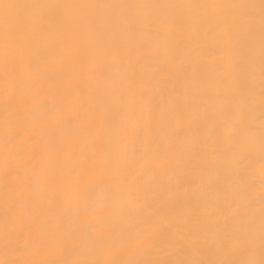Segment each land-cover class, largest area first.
Listing matches in <instances>:
<instances>
[{
  "label": "snow or ice",
  "instance_id": "1",
  "mask_svg": "<svg viewBox=\"0 0 264 264\" xmlns=\"http://www.w3.org/2000/svg\"><path fill=\"white\" fill-rule=\"evenodd\" d=\"M196 8L227 10V15L219 21L221 31H231L240 21L249 29L257 23L261 33L260 45V104L261 120L259 127L260 144V215L258 226L259 259L255 258L257 231L255 217L248 215L246 231H214L209 240L201 234L198 222L192 223L183 235L177 233L172 224L156 223V209L150 201H144L142 208L149 210L147 227L137 229L138 243L144 242L149 248L162 251L159 247L162 235L173 237L181 249H195L209 245L222 250L230 258L226 259H118L89 258L96 250H102L105 257H112L114 251L122 250L123 235L105 210L108 207V194L81 199L82 193H93L97 184H114L121 196L132 193L131 184L121 179V169L137 155L133 133L149 129L155 123L156 134L153 144H159L165 134L170 135V123L182 115L175 104V96L169 98V111L157 110L146 99L150 74L136 71L134 50L146 47L154 60L162 56L172 60L175 53L164 44L159 49L153 42L159 35L163 22L156 15L160 9ZM258 9V13H257ZM142 10L143 15L132 14ZM172 23L170 19L168 21ZM58 29L53 31V24ZM211 23V22H210ZM117 33H127L117 47L109 45L108 37ZM149 58V57H145ZM113 64L122 69V86L113 91L110 100L99 103L97 110L81 111L71 126H66L65 117L102 96L99 88L74 85L75 94L53 87L50 77L60 68H71L85 81L93 80L98 72ZM156 67L151 75L155 74ZM47 85V87H45ZM249 96L254 88L246 85ZM41 91L51 96H59L52 104L42 100L39 105L31 104L32 94ZM177 85L172 83L175 94ZM0 96L5 109V122L13 115H31L39 112L40 126L34 133L36 148L31 154L16 158L15 174L5 169V191L3 200V236L7 254H23L25 249L18 246L16 237L23 233L31 235L38 228V218L46 207L52 205L56 197L70 202L71 207L64 211V219L71 227L63 229L58 223L46 226L47 234L59 247L79 246L85 258L50 261L45 259L17 260L0 259V264H264V0L259 3H214V4H157V3H55L49 0H0ZM221 99L227 103L231 97ZM119 105L127 112L121 119V127L112 135L105 127L110 115V107ZM195 118V115L193 116ZM7 137L5 143L10 141ZM256 141L254 124H249L246 139L239 145L243 154L250 144ZM199 152L198 142L193 144V153ZM147 155V153H140ZM155 155H163L155 153ZM240 180L251 193L254 179L250 166L238 169ZM42 185L54 194L45 197ZM250 198L242 203L233 197L229 201L227 216L236 220L245 208L251 209ZM87 220L81 226L80 214ZM37 254L46 251L39 238L32 240ZM247 251V258H232L240 255L241 247Z\"/></svg>",
  "mask_w": 264,
  "mask_h": 264
},
{
  "label": "bare ground",
  "instance_id": "2",
  "mask_svg": "<svg viewBox=\"0 0 264 264\" xmlns=\"http://www.w3.org/2000/svg\"><path fill=\"white\" fill-rule=\"evenodd\" d=\"M31 2V0H23ZM55 3H157V4H214V3H259V0H49ZM258 13V9H257ZM132 14L143 15L142 10ZM227 10L170 8L156 11L162 18L159 35L153 47L159 49L164 44L175 53L172 60L165 61L162 56L154 60L146 47L134 50L136 71L150 74L146 99L157 110L169 111V98L175 96V104L182 115L169 125L170 135L165 134L159 144L152 143L156 134L155 123L145 130L133 133L137 155L121 169V179L131 184L132 193L121 196L118 188L112 184H97L93 193H82L81 199L108 194V207L105 212L117 225L123 235L122 250L114 251L112 257H105L102 250H96L89 258L118 259H226L230 258L222 250H216L205 244L195 249H181L173 243V237L167 234L160 237L162 251L149 248L146 243H138L137 229L147 227L146 217L150 211L142 208L144 201H150L156 209V223L172 224L177 233L183 235L188 227L198 222L201 234L209 240L214 231H246L248 215L255 217L257 247L255 258L259 259L258 226L260 215V144L259 127L261 120L260 104V45L261 33L257 26L249 29L237 21L231 31H221L219 21L227 15ZM172 23H169V20ZM211 22V23H210ZM53 31L58 25L53 24ZM127 37V33L110 35L109 45L117 47ZM149 57V58H145ZM155 74L151 75L156 67ZM122 69L113 64L98 72L93 80L85 79L74 73L71 68H60L50 77L53 87L75 94L74 85L79 81L81 87L99 88L102 96L86 103L65 117L66 126H71L81 111L97 110L99 103L110 100L114 90L122 86ZM177 85L175 94L171 92L172 83ZM251 83L254 94L249 96L246 85ZM47 87V85H45ZM229 96L225 103L221 97ZM59 96H51L41 91L32 94L31 104L39 105L42 100L55 103ZM105 127L116 135L121 127L122 117L127 112L112 105ZM195 115V118L193 116ZM255 125L256 141L250 144L243 154L239 145L246 139L249 124ZM40 126L39 112L31 115H13L9 123L5 122V109L0 96V259H45L61 261L85 258L84 250L79 247H59L48 236L46 226L58 223L65 230L71 224L64 219V211L71 207L56 197L50 207H46L38 218V228L31 235L23 233L16 237V243L24 248L23 254L5 252L3 236V200L5 191V169L15 174L16 158L31 154L36 148L34 133ZM11 137L6 144L7 137ZM198 142L199 152L193 153V144ZM147 155H140V153ZM161 153L163 155H155ZM250 166L254 184L251 193L243 186L238 169ZM45 197L54 194L50 189L41 187ZM253 200L251 209L245 208L236 220L225 219L229 201L235 197L242 203ZM80 224L83 226L87 216L81 212ZM39 238L46 251L37 254L32 240ZM242 246L240 255L232 258H247Z\"/></svg>",
  "mask_w": 264,
  "mask_h": 264
}]
</instances>
